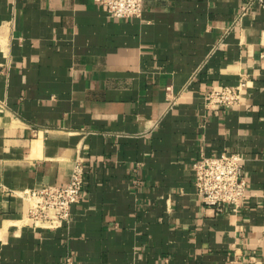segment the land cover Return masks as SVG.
I'll list each match as a JSON object with an SVG mask.
<instances>
[{
    "label": "crops",
    "instance_id": "0c3cea01",
    "mask_svg": "<svg viewBox=\"0 0 264 264\" xmlns=\"http://www.w3.org/2000/svg\"><path fill=\"white\" fill-rule=\"evenodd\" d=\"M246 0H0V264H264V8ZM246 82L240 102L206 105ZM237 152L248 186L221 212L193 164ZM69 223L29 191L64 186Z\"/></svg>",
    "mask_w": 264,
    "mask_h": 264
},
{
    "label": "built area",
    "instance_id": "2783aa9c",
    "mask_svg": "<svg viewBox=\"0 0 264 264\" xmlns=\"http://www.w3.org/2000/svg\"><path fill=\"white\" fill-rule=\"evenodd\" d=\"M110 17L131 19L141 17L144 0H101ZM255 4L264 8V0H246L238 23ZM246 82L236 86L214 88L206 95V105L219 110L237 105ZM244 158L237 152H224L219 156H203L193 164L194 183L202 203L218 212L225 206L240 207L246 198L248 182L244 175ZM85 185L83 159L76 161L70 181L64 186H47L29 191L27 196L35 202L30 217L35 223L58 228L71 219V208L81 199Z\"/></svg>",
    "mask_w": 264,
    "mask_h": 264
}]
</instances>
